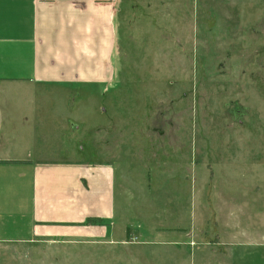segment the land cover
<instances>
[{
	"label": "rangeland",
	"instance_id": "rangeland-1",
	"mask_svg": "<svg viewBox=\"0 0 264 264\" xmlns=\"http://www.w3.org/2000/svg\"><path fill=\"white\" fill-rule=\"evenodd\" d=\"M111 21L93 147L123 161L127 233L0 242V264H264V0H119Z\"/></svg>",
	"mask_w": 264,
	"mask_h": 264
},
{
	"label": "crops",
	"instance_id": "crops-1",
	"mask_svg": "<svg viewBox=\"0 0 264 264\" xmlns=\"http://www.w3.org/2000/svg\"><path fill=\"white\" fill-rule=\"evenodd\" d=\"M118 1L0 0V242L127 233L123 161L96 153L91 115Z\"/></svg>",
	"mask_w": 264,
	"mask_h": 264
}]
</instances>
